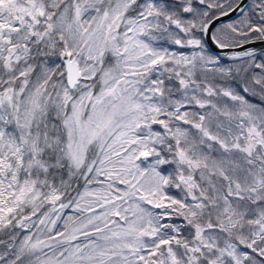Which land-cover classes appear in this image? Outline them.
Masks as SVG:
<instances>
[{"label": "snow or ice", "instance_id": "snow-or-ice-1", "mask_svg": "<svg viewBox=\"0 0 264 264\" xmlns=\"http://www.w3.org/2000/svg\"><path fill=\"white\" fill-rule=\"evenodd\" d=\"M0 264H264V0H0Z\"/></svg>", "mask_w": 264, "mask_h": 264}]
</instances>
